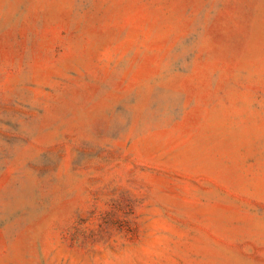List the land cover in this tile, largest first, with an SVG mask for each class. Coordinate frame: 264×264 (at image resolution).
Listing matches in <instances>:
<instances>
[{"label": "rangeland", "instance_id": "obj_1", "mask_svg": "<svg viewBox=\"0 0 264 264\" xmlns=\"http://www.w3.org/2000/svg\"><path fill=\"white\" fill-rule=\"evenodd\" d=\"M0 264H264V0H0Z\"/></svg>", "mask_w": 264, "mask_h": 264}]
</instances>
